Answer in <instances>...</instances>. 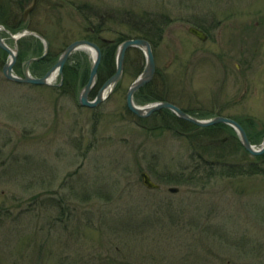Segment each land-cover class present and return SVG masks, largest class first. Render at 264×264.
<instances>
[{"label": "rangeland", "instance_id": "rangeland-1", "mask_svg": "<svg viewBox=\"0 0 264 264\" xmlns=\"http://www.w3.org/2000/svg\"><path fill=\"white\" fill-rule=\"evenodd\" d=\"M30 23L56 55L99 24L108 40L145 34L177 98L229 101V113L253 118L264 133V0H39ZM196 24L209 42L189 33ZM77 52L91 72L92 54ZM191 60L193 81L180 73ZM5 62L0 264H264V175H207L192 155L201 145L180 128L138 123L127 97L134 68L145 65L141 51L127 55L119 87L93 109L80 105L83 88L57 89L60 75L51 86L8 81ZM225 150L233 152L229 143ZM232 156L245 160L241 149ZM144 172L160 190L143 184Z\"/></svg>", "mask_w": 264, "mask_h": 264}, {"label": "trees", "instance_id": "trees-1", "mask_svg": "<svg viewBox=\"0 0 264 264\" xmlns=\"http://www.w3.org/2000/svg\"><path fill=\"white\" fill-rule=\"evenodd\" d=\"M30 0H4L1 3L0 0V24L3 25L7 30L13 34H18L28 29L30 25L31 17L35 14V11L30 14L29 20L24 19L25 11L28 9ZM154 26L155 25V22ZM153 26V25H152ZM105 26L100 25L97 28L92 29V34L86 38L87 40L97 42L99 45H102L103 49V59L99 69V76L101 78L107 77L115 74L116 68V46L106 45L102 43L100 38H102V32H105L107 29ZM155 29V28H154ZM159 31V29H158ZM162 32V31H159ZM138 36L140 39H145L149 41L153 47L156 43L152 41L149 37ZM148 36V35H147ZM128 40L127 37L119 38L118 43ZM41 41L34 36H27L22 38L19 41V60L25 61L30 57L41 56V48L39 47ZM67 47V46H66ZM61 55V54H60ZM60 55L53 54L50 52L48 58L36 66H43V68H49L54 65ZM82 55L84 53L76 52L68 61L64 68L63 72V84L61 88H57L60 91H64L65 94L80 91L81 88L88 82L90 77V67L85 65L83 62ZM81 58H78V57ZM8 55L5 51L0 49V63H3L7 60ZM127 60V59H126ZM6 63V62H5ZM259 131V127L255 128ZM180 130H186L185 128ZM189 132V130L187 131ZM263 131H261V134ZM215 135V136H214ZM218 137V138H217ZM222 137V138H221ZM228 137V140L224 145H219L216 142H212V139L218 140L221 138V141ZM201 148V152L195 154V159L201 162V166L204 167V171H208L207 175L213 174H222L229 177L235 176H259L264 175V155L257 160L245 159L243 162L230 163L229 160L233 158L235 151L242 150L243 147L239 139L234 135L232 128L228 126H215L206 129H199L195 131V141ZM232 147V151L225 150V147ZM195 146V143H194ZM234 149V150H233ZM200 150V149H199ZM244 152V151H243ZM195 153V152H194ZM217 168V169H216ZM209 169V170H208ZM212 170V172L210 171ZM206 173V172H205ZM195 180V176L193 178ZM169 181H176L175 179ZM178 183V182H177Z\"/></svg>", "mask_w": 264, "mask_h": 264}, {"label": "water", "instance_id": "water-1", "mask_svg": "<svg viewBox=\"0 0 264 264\" xmlns=\"http://www.w3.org/2000/svg\"><path fill=\"white\" fill-rule=\"evenodd\" d=\"M38 5V0H34L33 5L25 12L24 19L27 20L29 15L36 9ZM5 30L3 26L0 25V48L7 52L9 54V61L5 64L3 73L6 79L9 81L22 83V84H31L36 86H51L52 82L50 81L52 76L55 73H58L60 76H63L64 68L71 58V56L76 53L77 51H90L94 52V62L93 66L91 68V73L89 80L86 84V86L83 88L81 92L80 97V104L83 107L87 108H97L99 105H101L107 98L110 91L114 89V87L117 85V83L122 79L124 70H125V59L126 55L129 50L131 49H140L144 52L146 57V67L144 72L141 74V76L133 83V85L130 87L127 97V105L131 112L136 114L140 117H147L151 115L153 112L159 111L161 109H171L173 110L179 117H181L184 120H188L195 125L207 128L211 127L217 124H228L232 126L238 133L239 138L241 140V143L243 147L252 155L258 156L264 154V142L260 149H257L249 140L248 134L246 130L236 121L226 119V118H216L212 121H200L191 118L187 114H185L183 111H181L179 108L168 104V103H160L155 104L152 106L147 107H140L137 106L134 101V96L137 91L148 85L154 78L156 73V60H155V54L153 47L151 43L144 39H131L124 41L118 48L117 53V70L116 73L105 83V85L102 87L101 91L99 92L97 98L94 101L89 100V96L96 87L97 79H98V72L99 68L102 62V50L101 48L96 44L89 40H79L76 42H73L70 44L62 53L60 56L58 62L48 71V73L42 77V78H34L30 75V65L34 62L40 61L48 54L49 51V43L43 39L40 35L36 33L31 32H25L24 34L19 35H13V38L16 40V48H11L5 41V39L2 36V32ZM190 33L197 36L198 38L202 40H206L205 34L196 29V28H190ZM33 34L37 37H40L45 41L46 44V52L44 56L40 58H34L31 59L27 63L26 71L24 77H20L14 73V67L18 61L19 56V48L17 45V42L24 37L25 35ZM105 42H112L108 40H104ZM142 180L143 184L150 190H157L160 189V186L153 182L150 175L146 172L142 173ZM179 189L173 188L170 191L172 193L178 192Z\"/></svg>", "mask_w": 264, "mask_h": 264}, {"label": "flooded vegetation", "instance_id": "flooded-vegetation-1", "mask_svg": "<svg viewBox=\"0 0 264 264\" xmlns=\"http://www.w3.org/2000/svg\"><path fill=\"white\" fill-rule=\"evenodd\" d=\"M29 17L27 18V21L29 20ZM231 27L233 28V24L231 25ZM32 28L35 29L34 27H31V23H30L28 29H26L24 31L33 32L34 30H31ZM190 28H192V27H190ZM193 28H196V29L202 31L205 34L206 40H202V39H200L197 36L192 34L199 42L207 43V42H209L211 40L210 34H209L207 29H205L202 26L197 25V24ZM4 33L10 35V33H12V32H10L9 30L6 29V31ZM189 33H190V31H189ZM3 36H4V34H3ZM32 36H34V35H32ZM34 37H36V36H34ZM36 38L39 39L41 42H43V40L40 39L39 37H36ZM100 40L102 41V43H104L106 45H110V46L114 45V46H116V54H117V49H118V46H119L118 40H111L112 42H105V41H103L102 38H100ZM48 43H49V51H48V54L45 56V58H43L40 61L34 62L33 64L30 65V69L29 70H30V75L32 77L36 76V78H42L54 66V65H52L48 69L47 68H43V66L42 67L41 66H36L37 64H39L42 61L46 60L48 58V56L50 55L51 42L48 41ZM99 46L102 49V45H99ZM132 50H136V49H132ZM132 50H130L129 53ZM102 51H103V49H102ZM154 54H155V50H154ZM41 55L43 56V54H41ZM31 58H34V57H30L29 59H27L25 61H21L18 58L17 64L14 67V70H15V72H17L19 74V76L24 77L25 71H26V67H27V61H29ZM220 58L221 57H219V56H216V57H212V56L209 57L208 56L207 60L209 62H212L215 59H219L220 60ZM155 60H156V57H155ZM187 64L188 65H186L184 63V64L181 65L180 73L183 72V75L185 74V78H189L190 80L193 81V80H195V77L192 79V77L190 76L191 75L190 71L194 70L193 68L195 67V60H191ZM125 66H126V64H125ZM138 67H139V64L137 65V67L134 68V71L138 72V74L135 73L136 76H137V79L139 78V76L142 74L143 70L146 67V60H145V65H143L142 71H141V69L137 70ZM36 69H40L39 70L40 72H38L37 74H35V72H34ZM131 73H133V72L131 71ZM125 74H126V68H125L123 77L125 76ZM113 75L101 78L99 76V72H98V79H97L96 87L94 88V90L92 91V93L89 96V100L90 101H94L97 98V96H98L99 92L101 91L102 87L105 85V83ZM165 78H166V76H164V74L160 71V69L158 68L157 62H156V73H155V76H154L153 80L148 85H146L145 87H143L142 89H140L139 91H137L135 93L134 101H135L136 105L140 106V107H147V106H152V105L160 104V103H168V104H171V105L179 108L185 114H187L188 116H190L191 118L196 119V120L212 121V120H214L216 118H226V119L234 120V121L238 122L246 130V132L248 134V137H249V140H250V142L253 145H255V143L260 142L261 140L264 141V134L260 133L262 130L259 129V131H258V130H255L253 128V127H255V128L260 127L259 124L257 123V121H255L253 118L247 117V115L236 116L235 114L229 113L230 109L233 106L232 103H231L232 105H229V103H230L229 101H224V100L219 101L220 99L215 97L214 100H212V102L210 104H203V103H200V101H197L196 102L197 104L192 105V104H190L189 102H187L185 100V96L184 95H183V98H177L176 95L174 94V91H173L174 87L171 86L170 83H167ZM121 80L117 83V85H116L117 87H119V84H120ZM183 81H184V79H183ZM14 83H16V82H14ZM20 84H22V83H20ZM62 84H63V81L61 80L60 84L58 86H56V87L59 89V88L62 87ZM86 84L84 86H86ZM183 84H184V82H183ZM84 86L82 88H84ZM177 96H179V95H177ZM240 97H238L233 102H238V103L240 102L241 103L243 99L240 98ZM91 99H93V100H91ZM129 112L132 114V116L135 119H137L139 124H140L141 121L142 122L147 121V122L155 123V124H157L160 127H165V128H170V129H174L173 127H175V126H177L178 128H181V129L185 128L186 130H184V131L183 130H178V133H179V131H180V133H183V135L187 136L189 141H194L195 140V131H197L199 129H206V128L199 127V126L195 125L194 123H192V122H190L188 120L182 119L173 110L168 109V108L161 109L159 111L153 112L151 115H149L147 117L137 116L136 114H134L130 110H129ZM215 126H228V127L232 128L233 131H234V135L239 139V141L241 143V140L239 138V135H238L237 131L232 126L223 123V124H217V125H214V126H211V127H215ZM207 128H210V127H207ZM174 130L177 131V129H174ZM188 130H189V132H187ZM227 140H228V137H226L223 140V143H226ZM212 142L213 143L215 142L214 138L212 139ZM241 145H242V143H241ZM242 147H243V145H242ZM243 151H244L243 153H244V156H245L244 159H248L249 158L251 160H257L258 161V159L264 155L263 154V155L254 156V155L250 154L244 147H243ZM193 154L195 156L194 152H192V155ZM160 189H158V190H160ZM179 192H180V190H178V192H176L174 194H178Z\"/></svg>", "mask_w": 264, "mask_h": 264}, {"label": "bare ground", "instance_id": "bare-ground-1", "mask_svg": "<svg viewBox=\"0 0 264 264\" xmlns=\"http://www.w3.org/2000/svg\"><path fill=\"white\" fill-rule=\"evenodd\" d=\"M40 35V34H39ZM42 38H45V37H43V36H41ZM21 40V39H20ZM19 40V41H20ZM43 40V39H42ZM19 41L17 42V45H19ZM90 52V51H89ZM91 54H92V56H93V58L95 57V54H94V52H90ZM31 59H33V58H31ZM30 59V60H31ZM29 60V61H30ZM29 61H27V63L29 62ZM117 70V65H116V68H115V71ZM58 76H59V74L58 73H55L53 76H52V78H51V82L53 83L57 78H58ZM5 77V76H4ZM6 78V77H5ZM8 80V79H7Z\"/></svg>", "mask_w": 264, "mask_h": 264}]
</instances>
